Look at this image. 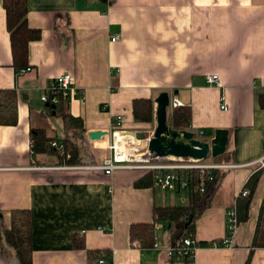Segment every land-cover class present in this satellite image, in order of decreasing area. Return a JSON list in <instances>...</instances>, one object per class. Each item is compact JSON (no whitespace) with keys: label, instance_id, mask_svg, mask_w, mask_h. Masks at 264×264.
Masks as SVG:
<instances>
[{"label":"crops","instance_id":"1","mask_svg":"<svg viewBox=\"0 0 264 264\" xmlns=\"http://www.w3.org/2000/svg\"><path fill=\"white\" fill-rule=\"evenodd\" d=\"M27 8V25L41 35L17 68L0 0V90L13 89L18 97V123L0 126V264H18L2 232L20 210L30 214L32 264H94L91 254L100 251H108L113 264H187L169 254L175 233L167 223L155 224L151 248L132 246L131 227L153 223L155 207L187 204L189 191L161 190L155 179L137 188L147 174L140 170L106 175L97 167L111 156L110 138L88 137L110 133L118 117L126 132H154L162 93L191 109L189 131L202 130L203 140L229 132L226 153L207 164L239 166L226 170L196 224L195 244L226 240L227 212L263 171L249 218L239 222L228 246L196 248L192 264H264V248H252L264 200V167L257 164L264 159V0H27ZM63 74L73 75L82 92L66 112L83 120L84 140L71 137L40 100ZM207 75H218L221 86L208 85ZM139 99L153 100V123L136 121ZM32 128L59 144L73 140L82 164H61L54 153L33 155ZM185 193V200L172 203Z\"/></svg>","mask_w":264,"mask_h":264},{"label":"trees","instance_id":"2","mask_svg":"<svg viewBox=\"0 0 264 264\" xmlns=\"http://www.w3.org/2000/svg\"><path fill=\"white\" fill-rule=\"evenodd\" d=\"M3 9L6 15V26L9 33L12 63L14 67L20 68L26 65L28 46L31 42L40 39V30L27 25L26 16L28 13L27 0H2ZM264 106V96L261 98ZM68 102H61L51 109V114L59 117L64 129L74 139H85L86 127L81 118L71 116L66 112ZM133 114L136 121L140 123H153L155 116L154 102L151 99H139L133 103ZM191 109L186 107L172 108L169 114V124L175 130L185 131L190 129ZM18 123V97L13 89L0 90V126L13 127ZM30 150L33 155L54 153L61 164L76 166L82 164L80 149L71 139L61 142V149L53 148L50 143L54 138L47 137L42 128L30 130ZM227 171L215 170L212 174L204 177L203 188L198 171H191L192 179L189 188V201L183 206L155 207L153 223L135 224L131 227L132 246L138 248H151L156 243V227L158 222L167 223L175 233L172 247H178L186 239L194 240L196 224L202 214L212 204L213 198L219 189ZM263 171L255 173L249 180L244 191L247 196H241L237 201L238 221H246L249 218V207L252 195L259 183ZM154 172H147L146 176L136 183L137 188L149 187L154 181ZM6 244L13 250L18 264H32L31 249V220L28 211H14L11 214L10 228L2 232ZM229 237V236H228ZM80 247V244H77ZM207 246V244H196V247ZM221 243L208 245L207 247H225ZM253 249L264 248V200L261 205L257 227L252 244ZM101 252V251H100ZM100 252L91 254L95 263ZM193 254L185 258L187 264L193 263Z\"/></svg>","mask_w":264,"mask_h":264},{"label":"built area","instance_id":"3","mask_svg":"<svg viewBox=\"0 0 264 264\" xmlns=\"http://www.w3.org/2000/svg\"><path fill=\"white\" fill-rule=\"evenodd\" d=\"M118 38L119 36L113 38L112 41L115 42ZM26 71H30V69H26ZM20 72L23 73L24 71ZM206 82L210 86H221V80L218 75H207ZM80 96H82V92H80L75 85L74 76L63 74L52 81L40 100L45 104L56 106L61 102H69L71 99ZM221 103V108L227 111L228 107L224 96L221 97ZM170 107H181V103L179 100L175 99L170 103ZM121 121L122 118L118 117L110 132V143L108 148L111 152V156L107 158L102 165L97 167L108 176H112L117 171L124 170H140L146 173L154 172L155 184L159 189L169 192H188L192 181L189 174L191 171H198L202 181L201 188H203L204 177L207 174H212L215 170H229L239 167L231 165H211L207 164L205 161H194L191 159L159 157L149 151L148 140L140 141L119 128ZM147 133L149 136H152L153 131ZM196 137L198 139H203L204 132L200 130L196 134ZM50 146L57 149L62 148L61 144L56 141L51 142ZM263 160L264 159L257 162L261 167H264ZM247 194L248 192L245 191L244 196ZM227 216V238L224 241L225 247L228 246L239 225L236 208L230 209L227 212ZM196 248V244L191 239H186L183 244H180L178 247H171L169 254L185 259L187 255L193 254ZM97 264H113L111 254L108 251H101Z\"/></svg>","mask_w":264,"mask_h":264},{"label":"water","instance_id":"4","mask_svg":"<svg viewBox=\"0 0 264 264\" xmlns=\"http://www.w3.org/2000/svg\"><path fill=\"white\" fill-rule=\"evenodd\" d=\"M156 103V126L152 136L145 132H132L127 134L136 137L140 141L148 140V148L151 153L163 158L191 159L194 161H207L210 158L223 156L229 144V132L218 130L211 142L198 139L194 132L189 130L179 131L171 127L168 122V109L171 98L168 93H162ZM54 110L55 106H51ZM108 132H91L88 137L97 142L108 139Z\"/></svg>","mask_w":264,"mask_h":264},{"label":"rangeland","instance_id":"5","mask_svg":"<svg viewBox=\"0 0 264 264\" xmlns=\"http://www.w3.org/2000/svg\"><path fill=\"white\" fill-rule=\"evenodd\" d=\"M168 110L170 111V109H168ZM60 139H62V138H60ZM205 162H207V163L208 162H212V160H207ZM187 196H188V194H186V193L184 195H182V196H178L177 195V197L174 198V202H172V203H174V204L181 203V200H185Z\"/></svg>","mask_w":264,"mask_h":264}]
</instances>
